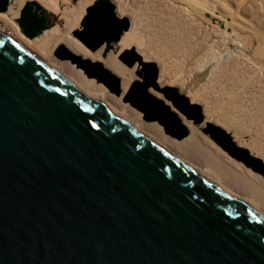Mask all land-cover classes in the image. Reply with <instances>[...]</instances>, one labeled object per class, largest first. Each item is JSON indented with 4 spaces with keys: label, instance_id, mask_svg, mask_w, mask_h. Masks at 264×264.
Listing matches in <instances>:
<instances>
[{
    "label": "water",
    "instance_id": "1",
    "mask_svg": "<svg viewBox=\"0 0 264 264\" xmlns=\"http://www.w3.org/2000/svg\"><path fill=\"white\" fill-rule=\"evenodd\" d=\"M14 20L29 39L51 24L34 0ZM128 28L110 0H94L73 35L108 50ZM54 54L120 92L101 62L63 45ZM119 59L140 61L124 100L145 120L177 140L188 133L178 113L203 122L199 104L158 87L153 62L133 49ZM202 132L264 177V162L228 132L209 122ZM0 264H264V207L194 171L0 33Z\"/></svg>",
    "mask_w": 264,
    "mask_h": 264
},
{
    "label": "bare ground",
    "instance_id": "2",
    "mask_svg": "<svg viewBox=\"0 0 264 264\" xmlns=\"http://www.w3.org/2000/svg\"><path fill=\"white\" fill-rule=\"evenodd\" d=\"M27 1L29 0H6L5 10L0 11V33L4 39L31 57H34L39 62L52 68L56 73L71 81L94 100L107 106L116 115L132 124L148 138L163 146L167 151L194 171L236 190L264 207V177L252 171L250 168L245 167L241 162L236 161L228 155L227 156L233 161L230 162L228 159L226 160L223 158L220 155L221 152H219L221 149L206 134L202 132L211 140V142L209 141L210 143L207 142V139L201 137V133L198 130L200 125L194 124L191 120L182 116L181 122L184 124L188 133L179 140V142H176L167 137L164 131L162 132L161 128L156 124L146 123L144 121L145 119L141 118V112H137V109L134 110V107L131 108L132 106L124 100L125 92L129 90L132 83L137 80H134V78L135 74L138 75L137 71L140 67V61H135L132 67H127L114 56L112 50H106L105 45H101L95 51L89 52V50L73 35V31L80 29V21L83 12H85V8L94 0H77L73 5L69 4V0H34L45 10L59 12L61 24H55L31 39L23 36L21 32H19L18 26L10 20L13 17H17L20 8ZM110 1L114 4L115 12L119 17H126L124 14L129 15L126 17L129 21V28L123 32L120 39L115 44L120 48V50H118L122 51L124 49H129L134 45V50L141 56V61L145 62L146 60H144V58L146 57H154L160 63V67L156 63V82L158 87H162V84L166 86L168 83H174L176 80L184 81L187 76L185 75V77L183 75L186 73L192 77L190 79L187 77L189 80H187L185 85L188 89V93L191 95L189 101L200 100L205 106V117L203 116V122H201L204 126L207 122L217 126L222 123L234 130L235 137H238V134L242 133L243 129L240 128L241 126H237L238 121L237 123L235 119V122L232 121L234 117L231 116V114L229 120H232L229 122L225 115V118L220 116L221 112L218 111L219 109H214V107H216L215 103L217 104L218 100L222 101L221 99H226L229 108L231 107L229 110L232 112L236 110V108L241 107L243 103L242 100H244V102H250L253 99V102L251 101L252 104L250 102V105L253 107L252 110H254L261 120L264 118V105H262L264 104V95L262 96L263 100L261 97L253 95L256 90H253L255 87L249 82V77H252L254 74L263 75L264 72V66L262 65V62H264V45L261 41L263 36L261 32L259 33L258 30L252 31L250 28L249 32H242V34L239 33L240 36L237 34V37H234L233 32H235V25L232 23V19L230 18L231 21L229 22L225 21L226 15L230 12L227 13L225 11L227 13L225 15L224 9H222L223 7L220 6L222 10L215 6L212 7V4L210 5L211 8L207 5V7H205L201 5L202 2L199 4L197 0H138L139 3L144 2L146 5L145 7L140 6L139 8L130 6L128 0ZM205 2L208 1L206 0ZM64 4L66 5L62 7L61 5ZM202 11L207 12V15H202ZM233 16L237 17V14ZM233 16L231 17L234 18ZM222 23L224 24L223 31L217 30ZM247 28L249 27H246V29ZM228 30L232 32H228ZM227 35L233 36L232 40L229 39L230 41H228ZM250 36H252L253 41H255V47H253L254 50H252V52L246 53L244 52L245 48L243 49V42L244 40L248 41L246 43V48L248 49ZM58 45H63L72 53L80 55L83 58L89 57L91 61L101 62L105 68L119 78L120 92L114 94L103 84L96 82L93 78H87L85 74L81 72L82 70L77 68L73 63H70L69 60L59 59L53 51ZM179 62L180 64H178ZM186 66V72L180 70V68L182 69ZM139 78L141 79L140 76ZM194 78L197 80L195 84H197L198 80L203 78H206L207 80H205L210 83L213 82V90L215 88L213 92H217V95H215L219 99L215 102V95L211 97L206 95L208 92L204 94L205 92L201 93V91H198L194 81L192 83ZM86 82L101 85L92 86ZM210 85L211 84L207 85L208 88ZM151 89L160 93L152 87L148 88L149 91ZM178 90L180 93L184 94L181 89L178 88ZM207 91L212 92V89ZM257 92L260 93L259 89ZM257 92L255 93L256 95ZM262 93L264 94V92ZM210 94L212 95V93ZM259 96H261V94H259ZM210 97L214 98V101ZM245 97L247 100L244 99ZM126 102L131 107L126 105ZM222 102H224V100ZM246 104L248 105L249 103ZM244 107L247 108V106ZM250 110L251 109H249V111ZM245 111L243 116L247 113H245ZM249 111L247 115L250 116ZM223 112H225V110ZM235 112L236 111L233 113ZM220 117L222 119H218ZM246 117L244 118L247 119ZM239 119L242 121L241 118ZM251 119L252 118H250V120ZM218 120L220 121L219 125L216 123ZM257 120L255 119V124L258 121L262 123L260 120ZM202 128L203 125L201 131ZM255 128L257 129V127ZM260 129L258 128L257 130L260 131ZM232 139L234 140V138ZM234 142L236 143L235 140ZM211 143H214L219 150L215 149ZM263 143H258L259 145L255 144L257 146L253 148L255 154H251V152L247 148L246 149L251 155L264 162ZM237 145L241 146L239 144ZM221 151L224 152L223 150ZM256 155H260L261 158ZM240 164L245 168L241 167ZM251 171L256 174H251Z\"/></svg>",
    "mask_w": 264,
    "mask_h": 264
},
{
    "label": "rangeland",
    "instance_id": "3",
    "mask_svg": "<svg viewBox=\"0 0 264 264\" xmlns=\"http://www.w3.org/2000/svg\"><path fill=\"white\" fill-rule=\"evenodd\" d=\"M76 1L77 0H69V4H71V5H73V4H75L76 3ZM198 2H199V4H201V2H202V6H205V7H210V5L213 7V6H215L216 8H219V9H221V7H223L222 9H224V13H225V15L228 13V12H230L228 15H226L227 17L225 18V21H227V22H229V21H231L230 20V18L232 19V23L235 25V32H233V36L234 37H237V34H242V32H249V29L251 28L252 29V31H256V30H258L259 31V33L261 32L262 33V39H261V41H262V44L264 45V0H207L208 2H205L204 0L202 1V0H197ZM210 1V2H209ZM203 2H205V3H203ZM212 2V3H211ZM207 3V4H206ZM128 4H130V6H132V7H135V8H139L140 6H146L145 4H144V2H142V3H139L138 2V0H128ZM203 4H205V5H203ZM66 4H64V5H61L62 7H64ZM207 5V6H206ZM223 5V6H222ZM70 6V5H69ZM221 6V7H220ZM61 7V8H62ZM225 7V8H224ZM211 8V7H210ZM221 9V10H222ZM47 11V13H48V15H49V21L51 22V24H50V27L51 26H53V25H55V24H61V20H60V18H59V12H54V11H49V10H46ZM227 13H226V12ZM202 15H207V12H205V11H202ZM83 14H84V12H83ZM231 14V15H230ZM236 15L237 14V17L236 16H233V15ZM18 16V15H17ZM124 16H129L128 14H124ZM231 16H233L234 18H232ZM16 17H13V18H11L10 20L14 23V24H16V22L14 21V19H15ZM238 19V20H237ZM234 20H235V22H234ZM238 22H237V21ZM238 23H240V24H238ZM17 25V24H16ZM243 25V26H242ZM247 25V26H246ZM253 26V27H252ZM222 29H221V28ZM246 27H249V28H247L246 29ZM218 28H220V29H218ZM217 28V30H219V31H223V28H224V24L222 23L219 27ZM243 29V30H242ZM18 30H19V28H18ZM248 30V31H247ZM231 30H228V32H230ZM20 32V31H19ZM232 32V31H231ZM238 32V33H237ZM240 34H239V36H240ZM233 36L231 37V36H228L227 35V40L228 41H230L229 39H231L232 40V38H233ZM250 38V43L248 44V49L246 48V43L248 42L247 40H244V42H243V49L245 50L244 52H252V50H254V48L253 47H255V41H253V38H252V36H250L249 37ZM117 43V42H116ZM116 43H112V46L109 48V50H112L113 51V53H114V56L123 64V65H126V64H124L120 59H119V57H120V55L126 50V49H124V50H122V51H119L120 50V48L118 47V46H116L115 44ZM114 45V46H113ZM254 45V46H253ZM135 46L133 45V47L132 48H129L128 50H130V49H133V51L134 52H136L134 49ZM57 47H55L54 49H53V51H55V49H56ZM253 48V49H252ZM119 49V50H118ZM89 50V49H88ZM118 50V51H117ZM249 50V51H248ZM52 51V52H53ZM118 53H117V52ZM89 52H90V50H89ZM92 52V51H91ZM138 54V53H137ZM139 55V54H138ZM140 56V55H139ZM103 57V56H102ZM141 57V56H140ZM88 59H89V57H87ZM148 59V60H147ZM90 60H91V58H90ZM144 60H146L145 62H153L155 65H156V63L159 65V67H160V63L154 58V57H146V58H144ZM264 61V60H263ZM61 62V61H60ZM263 64V66H264V62H262ZM62 64V63H61ZM134 64V63H133ZM133 64L131 65V66H127V67H132L133 66ZM178 64H180V62L178 63ZM248 65H250V64H248ZM63 66V65H62ZM74 66V65H73ZM135 66V65H134ZM179 66V65H178ZM251 66V65H250ZM64 67V66H63ZM156 67H157V65H156ZM65 68V67H64ZM186 68H187V66L184 68H180V70H184V72H186L185 70H186ZM139 69H140V67H139ZM138 69V70H139ZM252 69V68H251ZM81 70V69H80ZM188 71H189V68H188ZM82 72V71H81ZM71 73V72H70ZM72 74V73H71ZM72 75H74V74H72ZM187 76V77H189V79L190 78H192V77H190L187 73L186 74H184L183 76ZM75 76V75H74ZM185 76V77H186ZM76 77V76H75ZM184 77V78H185ZM185 78V80L184 81H181V80H176V82H174V83H171V84H166V85H169V86H174V87H177V88H179V89H181L182 91H183V93L188 97V99H190V97H191V95L188 93V89L186 88V83H187V80H189L188 78ZM141 80L140 78H139V76L138 75H136L135 74V78H134V80ZM206 79V78H205ZM204 78L203 79H200V80H198V82H197V84H195V82L197 81V80H195V78H194V80H192V83H193V81H194V84L196 85L195 87L196 88H198V91H201V93H204V94H206L207 92H208V94H206L207 96H211V97H214L213 95H217V92H213V91H215V88H214V90H213V87H212V84H213V82H209V81H206ZM133 80V81H134ZM202 80V81H201ZM203 80H205V81H203ZM132 81V82H133ZM85 82V81H84ZM131 82V83H132ZM208 82V83H207ZM249 82H250V84L252 83L253 85H254V87H255V89H253L254 91H255V93L258 91V89H259V91H260V93L259 92H257V95L254 93L253 95H255L256 97H261V99L263 100V93L262 92H264V72H263V75L262 74H254L252 77H249ZM86 83H88V82H86ZM201 83V84H200ZM206 83V84H205ZM88 84H90V85H92V86H95V85H101V84H91V83H88ZM200 84V85H199ZM209 84H211L210 86H209V88H208V86L207 85H209ZM185 85V86H184ZM130 86V85H129ZM162 86H163V84H162ZM104 87V86H103ZM105 88V87H104ZM106 89V88H105ZM186 89H187V91H186ZM210 89H212V92L211 91H207V90H210ZM250 90V89H249ZM128 91V90H127ZM127 91L125 92V95H126V93H127ZM148 92L149 93H151L152 95H154L155 97H157V98H160V99H162V100H164V102L166 103V104H168V105H170V102H168L167 100H165L164 98H163V96H162V94L161 93H157V92H155L154 90H148ZM200 93V92H199ZM210 93H212V95L210 94ZM259 94H261V96H259ZM215 95V102L219 99L217 96ZM116 96V95H115ZM255 96H254V98H255ZM125 97V96H124ZM210 97V98H211ZM211 99H213V101H214V98H211ZM245 100H247L246 99V97L244 98ZM222 101L224 100V102H225V104H224V102H222V101H220V100H218L217 101V104L215 103V106L216 107H214V109L215 110H218L219 112H221L220 114V116L222 117L223 116V118H227V120H229L230 118H229V116H230V114H231V116H233L234 118H233V122H235L236 121V123H237V121H238V123H237V126H241L240 128H242L243 129V131H242V133H239L238 134V137H235V134H234V130L231 128L230 129V127L228 126L227 127V125H223L222 123L220 124L219 122V120H218V122H216L219 126H221L226 132H228L229 134H231V136H232V138H234V140L236 141V143L237 144H239V145H241L242 147H245V148H247L250 152H251V154H255V152L253 151L254 149L253 148H255V147H257L256 145H259V144H261V143H263L264 142V118H262V120L260 119V117L259 116H257L256 115V113L254 112V110H252L253 109V107H252V105H250V102L252 101L253 102V99L250 101V102H248V101H245L244 102V100H242L243 101V103L241 104V107H242V110H241V107L239 108H236V110H234V111H236L235 113H233L232 111H230L229 109H231V107L229 108V106H228V104H227V102H226V99H221ZM261 100V101H262ZM264 101V100H263ZM193 103H197V104H199L200 105V107L202 108V114H203V116L205 117V106L203 105V102H201L200 100H193L192 101ZM252 102H251V104H252ZM218 103H220V104H218ZM246 103H249L248 105L246 104ZM126 105H128L127 104V102L125 103ZM227 104V105H226ZM246 104V105H245ZM220 105V106H219ZM251 106V108H250V106ZM262 105H264V104H262ZM129 107H131L130 105H128ZM244 106H247V108L246 107H244ZM170 107H171V105H170ZM264 107V106H263ZM131 108H133V107H131ZM217 108V109H216ZM245 108V109H244ZM251 109L250 111H249V109ZM134 110H136L135 108H133ZM171 109H173L172 107H171ZM240 109V110H239ZM222 110V111H221ZM225 110V112H223ZM227 110V111H226ZM245 110H247V111H245ZM137 112H139L138 110H136ZM240 111V112H242V113H238V112ZM244 111H245V115L243 116V113H244ZM248 111L250 112L249 114H250V116H252V117H250L249 115H247L248 114ZM253 111V112H252ZM218 112V113H219ZM228 112H229V115H228ZM140 113V112H139ZM225 113V114H224ZM233 113V114H232ZM237 113V114H236ZM251 113H255V114H251ZM240 116H239V115ZM242 114V115H241ZM224 115H225V117H224ZM226 115H228V116H226ZM254 115H256V116H254ZM178 116L181 118L182 117V115H180L179 113H178ZM235 116H236V118H235ZM238 116H239V118H241V120L242 121H240V119L238 118ZM242 116H243V119H242ZM246 116H248V117H246ZM218 118V119H222V118ZM244 117H246L247 119H245ZM141 118L142 119H144V116H143V114L141 113ZM249 118V119H248ZM250 118H252L251 120H252V122H251V120H250ZM234 119H235V121H234ZM245 119V120H244ZM255 119L257 120H260V122H262V123H259V121L258 122H256V124L254 123V121H255ZM231 120H229V122H231ZM248 120V121H247ZM146 123H149V124H156L157 126H159L160 128H161V130H162V132H163V128L160 126V125H158L155 121H146V120H144ZM241 122H242V124H241ZM249 122V123H248ZM241 125H240V124ZM253 123V124H252ZM259 123V124H258ZM202 125H203V127H204V124L203 123H201ZM201 124H198V125H200L199 127H198V130H199V132L201 133V137L203 138V139H207L208 141V143H210L211 142V140L210 139H208L207 138V136H205L203 133H202V131H201V127H202V125ZM245 124V125H244ZM255 124V125H254ZM262 126H261V125ZM244 125V126H243ZM261 126V129H260V126ZM243 126V127H242ZM257 127V129L259 128L260 129V131L259 130H257L255 127ZM259 126V127H258ZM246 127V128H245ZM238 133V132H237ZM166 136L167 137H169L170 139H172V140H174V141H176V142H179V140H177V139H175V138H173V137H170L169 135H167L166 134ZM181 140V139H180ZM257 140V141H256ZM210 141V142H209ZM254 141V142H253ZM260 141V142H259ZM254 144H253V143ZM257 142V143H256ZM253 145H252V144ZM259 143V144H258ZM212 144V146H214L215 147V149H217V150H219L218 149V147L216 146V145H214V143H211ZM251 144V145H250ZM256 144V145H255ZM255 145V146H254ZM254 146V147H253ZM262 146L264 147V143L262 144ZM257 150V149H256ZM255 150V151H256ZM219 152H221L220 153V155L223 157V158H225L226 160L228 159V161H233V160H231V158H229L224 152H222L221 150H219ZM256 156H258V155H256ZM258 157H260V155L258 156ZM261 158V157H260ZM241 165V164H240ZM241 167H243L242 165H241ZM243 168H245V167H243ZM249 170V169H248ZM243 171V170H242ZM249 173H250V170H249ZM251 174H256V173H254V172H252L251 171ZM259 176V175H258ZM261 177V176H260Z\"/></svg>",
    "mask_w": 264,
    "mask_h": 264
},
{
    "label": "snow or ice",
    "instance_id": "4",
    "mask_svg": "<svg viewBox=\"0 0 264 264\" xmlns=\"http://www.w3.org/2000/svg\"><path fill=\"white\" fill-rule=\"evenodd\" d=\"M93 127H95V125H93Z\"/></svg>",
    "mask_w": 264,
    "mask_h": 264
}]
</instances>
